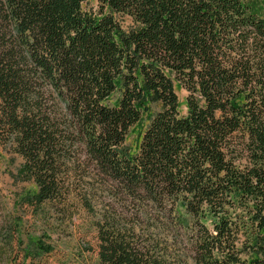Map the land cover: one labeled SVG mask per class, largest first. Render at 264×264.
<instances>
[{"label": "trees", "instance_id": "16d2710c", "mask_svg": "<svg viewBox=\"0 0 264 264\" xmlns=\"http://www.w3.org/2000/svg\"><path fill=\"white\" fill-rule=\"evenodd\" d=\"M90 1L0 0L23 200L109 193L98 264H264V0Z\"/></svg>", "mask_w": 264, "mask_h": 264}, {"label": "rangeland", "instance_id": "374dc122", "mask_svg": "<svg viewBox=\"0 0 264 264\" xmlns=\"http://www.w3.org/2000/svg\"><path fill=\"white\" fill-rule=\"evenodd\" d=\"M89 4L96 6L94 0ZM174 89L178 110L185 114L187 93L175 81ZM158 108L151 105L150 112ZM147 122L145 114L128 135L126 144L132 152ZM22 163L9 146L0 149V264H98L95 224L105 211L117 210L110 194L81 191L84 181L70 178L66 182L73 185L63 199L37 209L23 200L33 186L17 177Z\"/></svg>", "mask_w": 264, "mask_h": 264}]
</instances>
